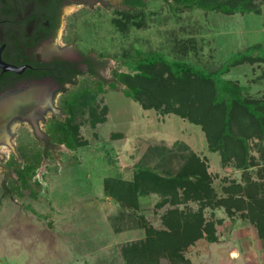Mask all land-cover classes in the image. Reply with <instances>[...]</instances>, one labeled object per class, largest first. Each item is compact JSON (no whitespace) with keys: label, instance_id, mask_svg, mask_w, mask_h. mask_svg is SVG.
Instances as JSON below:
<instances>
[{"label":"rangeland","instance_id":"1","mask_svg":"<svg viewBox=\"0 0 264 264\" xmlns=\"http://www.w3.org/2000/svg\"><path fill=\"white\" fill-rule=\"evenodd\" d=\"M138 3V8L143 3L139 28L121 34L110 23L117 13L108 11L103 22L84 31L97 50L103 47L97 56L104 58L102 73L109 79L98 104L104 120L93 126L87 117L83 120L79 132L85 144L77 148L46 146L49 154L42 157L37 146L27 147V194L9 197L0 189V264H264L254 222L261 216L249 218L245 204L264 207V134L248 127L245 161L236 147L235 155L223 161L218 151L207 148L200 125L174 113L143 109L124 94V85L111 72L128 71L123 60L145 54L181 60L204 72L216 70L263 40L264 3L257 13L232 14L199 8L173 13L165 0ZM220 77L241 86L246 97L264 98L261 60L244 61ZM234 130L242 132L240 126ZM191 154L208 176L209 200L170 202L168 194L153 192L144 181L132 183L141 173L132 168L150 166L157 175H172ZM248 185L253 190L247 196ZM216 199L221 203L215 204ZM173 206L200 210L203 220L214 225L216 240L201 236L178 249L179 257L172 260L166 252L155 260L147 253L134 255L131 245L143 239L145 227H163L161 214Z\"/></svg>","mask_w":264,"mask_h":264},{"label":"trees","instance_id":"2","mask_svg":"<svg viewBox=\"0 0 264 264\" xmlns=\"http://www.w3.org/2000/svg\"><path fill=\"white\" fill-rule=\"evenodd\" d=\"M165 1L173 13L176 10L196 8L223 14L257 13L259 12L258 4L264 3V0ZM138 4L137 0L136 8L131 11H121L119 16L111 18L110 23L121 34L125 35L131 26L140 27L143 3L139 8ZM138 57H132L131 61L123 60L128 71H112L115 82L124 85L123 92L127 97L137 102L143 109H153L159 114L174 113L188 119L191 123L200 125L206 136L207 148L210 151H218L221 160L226 161L230 153L235 155L236 147L241 154L242 162L245 161L248 155L245 129L252 127L254 130L255 126L260 133L264 134V98L244 96L241 93V86L221 78L220 75L244 61L264 62V34L261 42L236 52L218 69L210 72L196 69L181 60H167L158 54H145ZM103 88V84L98 82L97 88L92 89L91 93L89 91L80 93L75 101L65 103V112L68 115L61 122L64 135L60 139L65 141V147L68 149L85 144L79 128L86 117L91 126L104 120L102 106L98 105L102 100ZM237 126L241 127L242 132L234 130ZM229 143L236 146H228ZM44 154H49L46 149ZM28 168L31 169L30 166ZM132 170L141 171V178L136 175L133 184L144 181L147 188L154 190L153 192L168 194L166 200L170 202H184L192 199L202 202L213 197L204 166L192 154L172 175H157L158 173L150 166H138ZM178 190L181 192L180 196ZM251 190L253 189L249 185L244 187V193L247 196ZM132 193L134 195L135 192ZM253 201L254 205H258L257 200ZM214 203L219 204L221 200L216 199ZM245 204L249 218L256 220L253 214L258 213L261 216L254 222L259 226L261 232L259 235L264 248V213L261 212L264 207L260 205L261 208L256 209L251 206V201ZM161 223L163 227L158 229L151 226L145 227L146 235L143 239L131 245L134 255L147 253L149 259L153 257L152 259L155 260L154 257L166 252L172 260L178 256V249L185 248L201 236H205L209 242L216 240L213 234L214 225L210 221L203 220L200 210L169 207L161 214Z\"/></svg>","mask_w":264,"mask_h":264},{"label":"flooded vegetation","instance_id":"3","mask_svg":"<svg viewBox=\"0 0 264 264\" xmlns=\"http://www.w3.org/2000/svg\"><path fill=\"white\" fill-rule=\"evenodd\" d=\"M136 7L137 0H0V50L9 47V65L29 68L21 75L0 67L3 194H27V147L37 146L43 157L46 146H66L60 139L65 103L109 82L97 56L103 47L97 50L84 31L108 11L119 16Z\"/></svg>","mask_w":264,"mask_h":264},{"label":"water","instance_id":"4","mask_svg":"<svg viewBox=\"0 0 264 264\" xmlns=\"http://www.w3.org/2000/svg\"><path fill=\"white\" fill-rule=\"evenodd\" d=\"M9 47H6L2 50H0V67L4 68V69H10L12 71H14L15 73L21 74L23 75L24 73H26L29 68L27 69H23V68H18V67H13L11 65H9L6 61H5V51L8 49ZM125 168V167H124ZM126 169V168H125Z\"/></svg>","mask_w":264,"mask_h":264}]
</instances>
